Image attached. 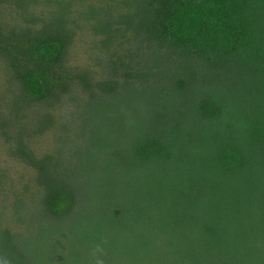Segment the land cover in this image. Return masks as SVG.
I'll return each mask as SVG.
<instances>
[{
  "label": "trees",
  "instance_id": "trees-1",
  "mask_svg": "<svg viewBox=\"0 0 264 264\" xmlns=\"http://www.w3.org/2000/svg\"><path fill=\"white\" fill-rule=\"evenodd\" d=\"M101 2L85 12L122 81L97 94L89 69L63 64L80 25L70 0L0 23L14 118L81 86L108 135L98 177L57 176L51 154L16 141L38 190L12 202L0 264H264V0Z\"/></svg>",
  "mask_w": 264,
  "mask_h": 264
},
{
  "label": "rangeland",
  "instance_id": "rangeland-1",
  "mask_svg": "<svg viewBox=\"0 0 264 264\" xmlns=\"http://www.w3.org/2000/svg\"><path fill=\"white\" fill-rule=\"evenodd\" d=\"M59 1L35 0L34 3L21 7L20 3L23 0H0V23L4 29H9L21 24L20 16L22 15L26 18L31 16L50 18L57 11L56 4ZM70 1L72 19L79 21L80 25L74 27L75 32L69 38L64 54V66L72 70L89 69L93 77L92 85L109 77L118 82L122 81L120 77L110 74L108 61L110 54L100 48L98 43L100 35L96 34L90 25L93 18L87 17L85 12L88 5L90 9L92 6L96 10L103 4L102 0ZM135 1L137 0H118L120 11H125L128 7L130 10L134 9ZM66 2L67 0H64V3ZM111 13L113 10L110 11ZM117 52L124 55V51ZM2 63L0 59V174L1 172L5 174V179L0 182V226L11 227L9 220L12 202H15L16 196L20 195L19 190H22L25 185H27L26 191L38 190L36 169L12 152L16 141L32 147L36 158L41 159L44 154H51L48 159L58 165L52 164L49 170L54 171L53 174L57 176L74 173L78 176L98 177L105 174L107 170L102 167V159L106 156L108 135L101 132L102 137L99 138L100 133L95 126L98 118L88 104V93L81 86H74L65 91L54 107L46 103H38L40 106L31 107L24 114L21 113L14 118L9 95L16 86L6 79L8 74L3 71ZM98 89L95 85L91 87V91L95 94ZM4 126L7 127L6 130ZM87 189L82 188V190ZM18 198L22 199L18 203L21 207L33 212L32 205L35 203H32L33 200L29 194L27 199ZM83 264H86V261ZM90 264L93 262L90 261Z\"/></svg>",
  "mask_w": 264,
  "mask_h": 264
}]
</instances>
